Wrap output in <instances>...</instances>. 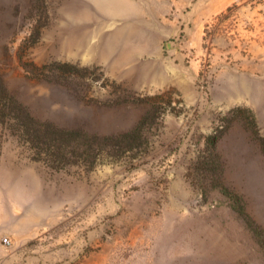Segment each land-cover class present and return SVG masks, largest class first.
Wrapping results in <instances>:
<instances>
[{
    "label": "rangeland",
    "instance_id": "obj_1",
    "mask_svg": "<svg viewBox=\"0 0 264 264\" xmlns=\"http://www.w3.org/2000/svg\"><path fill=\"white\" fill-rule=\"evenodd\" d=\"M0 72L67 129L124 132L147 96L168 108L139 148L93 168L32 160L0 126V264H264V156L243 121L264 136V0H0ZM221 128L223 181L261 237L199 163Z\"/></svg>",
    "mask_w": 264,
    "mask_h": 264
},
{
    "label": "trees",
    "instance_id": "obj_2",
    "mask_svg": "<svg viewBox=\"0 0 264 264\" xmlns=\"http://www.w3.org/2000/svg\"><path fill=\"white\" fill-rule=\"evenodd\" d=\"M35 2L44 8L46 6V0H35ZM44 25L35 27V33L32 35L35 41ZM22 65L29 76L41 80L46 79V76L41 75H45L47 66L38 68L32 62H22ZM52 66L62 71L68 69L78 71L80 69L77 65L60 61H54ZM50 81L59 82V79ZM159 98L154 95L143 99L147 108L132 128L117 134L98 135L83 129L63 128L51 121L38 119L30 112L27 105L8 89L0 72V126L29 150L32 160L44 162L55 169L72 165L93 168L101 162V159L118 160L127 152L135 151L146 141L145 130L151 127L161 113L168 109ZM237 109L231 111L234 112ZM243 121L251 131L252 137L258 142L264 156V136L259 133L254 116L245 118ZM224 134L225 130L221 128V130H215L206 136L205 153L208 157L200 156L199 160H203L199 163L206 162V165L210 160V164L215 167L214 174L218 175V179L221 178L217 184L219 191L231 201L234 211L243 219L254 235L261 237L245 212L241 196L230 190L223 181L218 142Z\"/></svg>",
    "mask_w": 264,
    "mask_h": 264
},
{
    "label": "built area",
    "instance_id": "obj_3",
    "mask_svg": "<svg viewBox=\"0 0 264 264\" xmlns=\"http://www.w3.org/2000/svg\"><path fill=\"white\" fill-rule=\"evenodd\" d=\"M2 241H3L4 244H9L10 243V240L8 238H6V237L3 238Z\"/></svg>",
    "mask_w": 264,
    "mask_h": 264
},
{
    "label": "crops",
    "instance_id": "obj_4",
    "mask_svg": "<svg viewBox=\"0 0 264 264\" xmlns=\"http://www.w3.org/2000/svg\"><path fill=\"white\" fill-rule=\"evenodd\" d=\"M260 148V147H259ZM261 150V149H260Z\"/></svg>",
    "mask_w": 264,
    "mask_h": 264
}]
</instances>
